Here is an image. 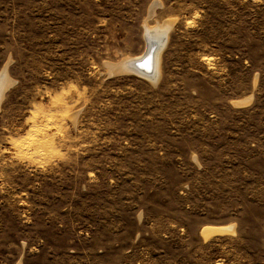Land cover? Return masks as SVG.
<instances>
[{
	"label": "rangeland",
	"instance_id": "obj_1",
	"mask_svg": "<svg viewBox=\"0 0 264 264\" xmlns=\"http://www.w3.org/2000/svg\"><path fill=\"white\" fill-rule=\"evenodd\" d=\"M4 68L0 264H264V0H0Z\"/></svg>",
	"mask_w": 264,
	"mask_h": 264
},
{
	"label": "bare ground",
	"instance_id": "obj_2",
	"mask_svg": "<svg viewBox=\"0 0 264 264\" xmlns=\"http://www.w3.org/2000/svg\"><path fill=\"white\" fill-rule=\"evenodd\" d=\"M157 8H158L157 3L152 5L148 19H151L154 17ZM171 29H172L171 23L164 22L163 24L158 25L156 28L150 27V29L146 30V33H145L146 36L145 37H147V39L149 40V48L153 42H157V43H159L158 45H160V47L158 48V50L156 52L153 68H151L152 67V62H151L152 60H149V62H147L144 65V67L146 69L145 72L138 71V70L134 69V67L131 65V62L133 63V62L142 61L148 54V51H146V53L144 55L140 56V58L134 59L131 62L128 58H127L128 60H124L121 63L122 71H127V72H130L133 74L143 76L146 79H149V81H151L152 83H157L160 79V71L158 69L159 68L158 67V62H159L158 56L160 55L162 48H164V46H166L168 44V37H169V33H170ZM110 66H111V64H110ZM113 67L114 66L112 65V67L110 69L112 70ZM146 71H149V73H146ZM12 85H13V82L8 76L7 68H4V70H2V72H0V108H1L2 102L5 98L6 92L9 90V88ZM248 101L249 100H245V101H241L240 103L237 102L236 104H244V103H247ZM228 230H233V228L224 229V228L208 227V228H205L203 230V235L205 236L206 239H208L211 236L224 233L225 231H228Z\"/></svg>",
	"mask_w": 264,
	"mask_h": 264
},
{
	"label": "water",
	"instance_id": "obj_3",
	"mask_svg": "<svg viewBox=\"0 0 264 264\" xmlns=\"http://www.w3.org/2000/svg\"><path fill=\"white\" fill-rule=\"evenodd\" d=\"M159 43L157 42H153L152 45L150 46V48L148 49V54L147 56L139 62H131V65L134 67V69L141 71V72H145V67L144 65L149 62V60H152V67L153 68V64H154V59L156 56V52L158 50V48L160 47V45H158ZM153 70V69H152ZM146 73H149V71H146Z\"/></svg>",
	"mask_w": 264,
	"mask_h": 264
}]
</instances>
